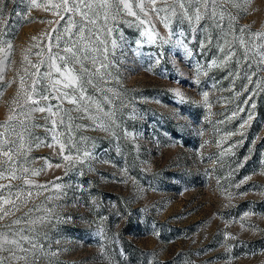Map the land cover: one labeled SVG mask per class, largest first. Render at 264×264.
I'll return each mask as SVG.
<instances>
[{"label": "rangeland", "instance_id": "1", "mask_svg": "<svg viewBox=\"0 0 264 264\" xmlns=\"http://www.w3.org/2000/svg\"><path fill=\"white\" fill-rule=\"evenodd\" d=\"M75 2L0 4V133H23L16 178H0V233L36 245L0 259L264 264V0H221L216 17L201 6L199 21L150 0L101 13L87 114L53 90Z\"/></svg>", "mask_w": 264, "mask_h": 264}, {"label": "snow or ice", "instance_id": "2", "mask_svg": "<svg viewBox=\"0 0 264 264\" xmlns=\"http://www.w3.org/2000/svg\"><path fill=\"white\" fill-rule=\"evenodd\" d=\"M152 3V11L157 15L161 11L175 12L176 8L182 10L184 14H187L186 5L189 8H194V18L196 21L201 19V6H203L204 12L210 17H216L217 13L215 9L217 7H223L221 0H177V3L174 4L171 8L158 9L155 7L156 0H150ZM227 2V0H224ZM3 3V0H0V4ZM33 4H36V0H33ZM64 10L69 11V0H63ZM124 9L129 12H132V5L128 0H100L99 3L89 2V0H76L75 3L71 4V10L78 12L81 20L79 22L71 21L75 27V32H72L70 29H66L68 33V38L66 40V46L63 48V54L57 53L52 59L59 60L63 64V68L60 66H55V72L59 74V78L54 81L53 90L60 91L61 95L59 98H68L70 102L78 105V110L85 112L86 114L91 111V105L93 101L90 99L88 94L89 86L94 83V76L96 73H99L100 69L90 68L87 62H91L94 66L97 61L96 58L92 55V43L91 40L95 39V36L92 34L90 25H95L96 18L103 13L107 19V14L112 10ZM142 8V5H138ZM143 10V8H142ZM135 15V13H132ZM0 15H3V9H0ZM191 19V17H189ZM222 18V17H220ZM71 20V18H70ZM217 27H220L217 23ZM243 31V29H241ZM88 33V36L82 34ZM91 37V39H90ZM240 42L243 43V39L240 38ZM231 55V51L228 53ZM105 65L101 64L100 68H104ZM90 73L92 75H90ZM59 84L60 89H55V85ZM99 87V85H97ZM47 99V95L43 97ZM206 98V94H205ZM31 99V97H29ZM99 99V98H98ZM106 99V97H104ZM38 103V101H33ZM102 102V101H101ZM44 111L43 108L39 109ZM97 112H100L101 109L97 108ZM21 126L23 124L21 122ZM15 133L14 128H10L8 133H0V137H4L8 140L7 143H0V152H2L5 159L0 160V178L3 179H14L16 178V172L14 171V166L17 164V161L14 159L15 155L19 151L20 140L23 138V133H16L17 139H11L12 134ZM2 187L11 189L12 185L7 184ZM19 199V197H17ZM14 223L19 224L20 220L14 221ZM25 229H20L15 235L19 236V239H9L7 235L0 233V236L3 238L0 239V251L9 252V260H19L27 259L26 252L27 249L23 247V244H29L32 248H35L36 245L32 243V240L28 236L20 235L24 232ZM30 231V229H29ZM5 245H14L16 249L20 252L25 253L24 256H17V252L13 248H5ZM0 264H6L5 259H0Z\"/></svg>", "mask_w": 264, "mask_h": 264}]
</instances>
